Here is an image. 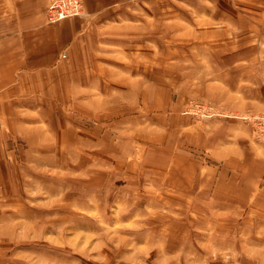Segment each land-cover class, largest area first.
I'll list each match as a JSON object with an SVG mask.
<instances>
[{"label": "rangeland", "instance_id": "rangeland-1", "mask_svg": "<svg viewBox=\"0 0 264 264\" xmlns=\"http://www.w3.org/2000/svg\"><path fill=\"white\" fill-rule=\"evenodd\" d=\"M78 1L63 18L85 14ZM116 2L82 18L91 85L0 96V264H264L263 193L233 206L173 181L228 167L196 144L214 119L243 122L264 155V110L229 109L212 86H264V0Z\"/></svg>", "mask_w": 264, "mask_h": 264}, {"label": "crops", "instance_id": "crops-1", "mask_svg": "<svg viewBox=\"0 0 264 264\" xmlns=\"http://www.w3.org/2000/svg\"><path fill=\"white\" fill-rule=\"evenodd\" d=\"M82 1L84 15L54 23L46 20V0H14L10 11L0 13V96L12 93L21 98L39 99L48 91L59 93L64 100L65 95L69 99L77 89L92 84L95 77L87 69L101 70V67L93 66L99 65V61L91 37L84 36L86 27L82 18L101 13L117 0ZM213 80L212 86L219 91L215 98L225 107L236 111L264 110V86L253 74L248 77L240 75L236 84L225 81L223 74ZM196 142L202 148L211 149L215 160L219 163L222 160L221 165L229 161L226 170L222 171L223 167L215 170L214 179L180 175L181 180H178L165 172V181L171 182L173 178V181H180L176 185L181 189L215 201L226 198L233 206L239 203L246 207L258 192L264 194L263 147L251 139L249 128L243 122L214 119L207 131L198 133ZM181 155L180 158L189 159L187 155ZM230 160L243 163L237 165ZM228 183L226 190L219 188ZM203 185L208 187V192L197 190V186Z\"/></svg>", "mask_w": 264, "mask_h": 264}, {"label": "built area", "instance_id": "built-area-1", "mask_svg": "<svg viewBox=\"0 0 264 264\" xmlns=\"http://www.w3.org/2000/svg\"><path fill=\"white\" fill-rule=\"evenodd\" d=\"M61 3L62 4H60L58 1H55L53 4L50 5L48 9L49 21H55L66 16L73 15L80 8L78 0H61ZM255 119H260L262 120V122H264V117H255ZM259 137L260 141L264 143V132L260 133Z\"/></svg>", "mask_w": 264, "mask_h": 264}, {"label": "bare ground", "instance_id": "bare-ground-1", "mask_svg": "<svg viewBox=\"0 0 264 264\" xmlns=\"http://www.w3.org/2000/svg\"><path fill=\"white\" fill-rule=\"evenodd\" d=\"M121 73H122V72H121ZM121 73H120V74H121ZM123 79H124V78H123Z\"/></svg>", "mask_w": 264, "mask_h": 264}]
</instances>
